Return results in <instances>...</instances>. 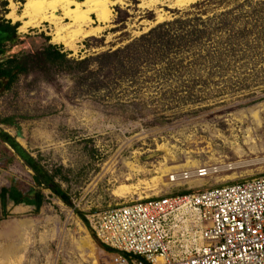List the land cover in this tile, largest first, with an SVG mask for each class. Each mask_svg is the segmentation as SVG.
I'll use <instances>...</instances> for the list:
<instances>
[{"label":"rangeland","instance_id":"rangeland-1","mask_svg":"<svg viewBox=\"0 0 264 264\" xmlns=\"http://www.w3.org/2000/svg\"><path fill=\"white\" fill-rule=\"evenodd\" d=\"M112 1L111 20L92 14L85 29L101 30L76 36L67 47L57 40L55 24L24 17L28 0H0V20L18 24L0 46V61L33 56L50 44L84 59L183 22L160 30L171 47L160 42L158 56L146 54L132 68L99 71L83 84L61 72L50 80L35 71L0 95V119L15 121L0 128L55 174L68 202L42 185L46 201L38 213L8 202L5 217L0 203V264H108L114 253L94 236V215L264 175V0ZM229 10L231 18L221 19ZM54 14L62 17L63 9ZM0 162V190L14 178L21 189L36 186L34 171L1 140ZM197 168L217 172L180 183L168 179ZM121 186L132 189L121 195ZM87 237L94 251L80 249Z\"/></svg>","mask_w":264,"mask_h":264},{"label":"built area","instance_id":"built-area-1","mask_svg":"<svg viewBox=\"0 0 264 264\" xmlns=\"http://www.w3.org/2000/svg\"><path fill=\"white\" fill-rule=\"evenodd\" d=\"M210 170L171 179L205 178ZM91 229L114 250L108 264H264V175L112 206L94 215Z\"/></svg>","mask_w":264,"mask_h":264},{"label":"trees","instance_id":"trees-1","mask_svg":"<svg viewBox=\"0 0 264 264\" xmlns=\"http://www.w3.org/2000/svg\"><path fill=\"white\" fill-rule=\"evenodd\" d=\"M240 7L237 9L239 10ZM234 13L233 10H229L221 15V19L231 18L230 15ZM236 16V13H235ZM3 21V20H2ZM0 20V37H2L0 46L8 39L11 34H15L18 29V24L13 25L12 22ZM181 20L165 23L159 27L153 29L148 34L141 36L139 39L134 40L127 46L119 48L114 51H108L96 56L86 57L84 59L70 58V52H64L63 49L57 45L50 44L40 52L35 53L33 56H26L21 59L12 58L0 61V95L5 91L11 89L13 84L22 75H28L31 72H42L48 74V78L51 80L54 73H63L78 79L81 84L86 83L90 76L96 75L99 71L104 70H125L132 68L140 59L144 58V55L158 56L160 51L156 49L160 42H162V48L170 46L168 41H165L162 36H166V33L160 32L164 27H176L178 24H182ZM178 30V28L176 29ZM2 44V45H1ZM154 47V48H153ZM171 47V46H170ZM153 48V50H151ZM156 49V50H154ZM1 51V50H0ZM128 72V71H126ZM0 124L13 127L15 125L14 118L0 119ZM0 139L2 142L8 143L12 146L17 153H19L25 163L34 171L33 180L35 187H31L28 190L18 187V181L12 179V185L10 187H3L0 190V201L3 207L4 216H7V204L13 202L15 206L31 207L38 213L46 201L44 194L42 193L40 186L47 185L49 189L58 197H60L65 203H68L65 198V193L61 190L60 185L55 181V174H49L46 172L38 162L27 153L7 132L0 128ZM20 151V152H19ZM14 156L4 162L2 165H9L13 161ZM1 163V162H0ZM13 183L15 185H13ZM201 189L191 188L186 191H178L171 195H183L190 193H197ZM99 242V241H98ZM104 248L110 252H114L111 248L104 246Z\"/></svg>","mask_w":264,"mask_h":264},{"label":"bare ground","instance_id":"bare-ground-1","mask_svg":"<svg viewBox=\"0 0 264 264\" xmlns=\"http://www.w3.org/2000/svg\"><path fill=\"white\" fill-rule=\"evenodd\" d=\"M112 3V0H28L24 17L30 18V21L33 23L38 18H41L55 24L58 28L56 32L57 40L64 43L67 47H72L76 36L77 38L78 36L88 37L97 34L101 30L99 28L91 30L85 29V26L90 22H94L91 17L92 14L96 15L98 21L102 23L111 20ZM59 9H63L62 17L54 14ZM9 16L17 19V16L13 13H10ZM67 19L70 22L65 23ZM226 168L232 169V166ZM210 171L217 172V170L214 171L212 169ZM167 175L168 171H166L165 175L153 179L152 182L154 185H159ZM168 177L170 182L173 183L171 175H168ZM131 189L128 186H121L118 189V193L121 195L127 194ZM84 248L94 251L95 245L90 237L81 241L80 249L84 250Z\"/></svg>","mask_w":264,"mask_h":264},{"label":"crops","instance_id":"crops-1","mask_svg":"<svg viewBox=\"0 0 264 264\" xmlns=\"http://www.w3.org/2000/svg\"><path fill=\"white\" fill-rule=\"evenodd\" d=\"M2 129V128H1ZM5 131V130H4ZM6 132V131H5ZM8 133V132H7ZM9 134V133H8ZM10 135V134H9ZM11 136V135H10ZM11 137H13V136H11ZM14 138V137H13ZM1 140V139H0ZM16 140V139H15ZM16 142H17V140H16ZM3 143H5V142H3ZM18 143V142H17ZM6 144H8V143H6ZM19 144V143H18ZM9 145V144H8ZM20 145V144H19ZM10 146V145H9ZM21 146V145H20ZM22 147V146H21ZM10 148H12V150L18 155V157H21V155L19 154V153H17L16 152V150L12 147V146H10ZM23 148V147H22ZM24 149V148H23ZM25 150V149H24ZM26 151V150H25ZM20 152V151H19ZM27 152V151H26ZM28 153V152H27ZM22 158V157H21ZM1 162H3L2 160H1ZM0 203H1V201H0ZM1 207H2V204H1ZM14 207L15 208H19V207H25V206H15L14 205ZM28 208H31V207H28ZM2 210H3V207H2ZM3 213V215H4V211H2Z\"/></svg>","mask_w":264,"mask_h":264}]
</instances>
